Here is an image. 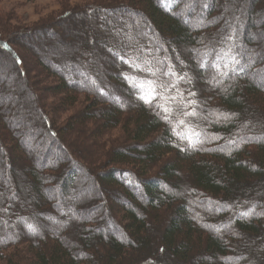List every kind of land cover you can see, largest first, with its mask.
Returning <instances> with one entry per match:
<instances>
[{
	"label": "trees",
	"instance_id": "16d2710c",
	"mask_svg": "<svg viewBox=\"0 0 264 264\" xmlns=\"http://www.w3.org/2000/svg\"><path fill=\"white\" fill-rule=\"evenodd\" d=\"M121 2L124 3L114 0V4L90 7L89 12L98 15L94 20L98 25L106 19L104 12L128 9L137 18L134 22L148 25L134 3L147 5L149 20H152L147 29L155 34L158 28L159 40L151 42L137 32L134 41L138 40L137 45L145 48L151 59L136 52L133 38L117 42L114 35H98L95 41H104L103 48L106 45L107 52L96 45L93 63L79 51L73 56L63 48L59 50L62 54L53 57L51 51L45 52L47 47L31 43L37 49L34 54L42 61L43 68L57 78L61 76V82L50 89L54 93L62 92L60 108H74L59 125L61 130L52 123L50 138H67L66 145L71 147L86 143L84 147L89 151H77L78 155L104 162L107 169L96 172L103 186H118L130 198L118 200L120 203H115L112 210L117 215L119 233L118 230L116 234L103 233L102 214L88 222L86 215L73 209L67 211V215L80 220L79 225H72L78 230L74 234L79 240L75 242L66 238L62 229L38 223L33 214L36 225L33 232H28L30 234L16 228L21 223L15 226L18 234L0 233V264H137L142 254L153 249L156 254L161 251L162 258H176L175 264H264V200L257 199V191L253 196L248 194V189L255 187L252 184L264 179V125L260 122L264 119V81L254 76V68L264 69V64L261 66L260 61L257 63L249 54L256 23L253 13L259 0H252L248 5L247 26L246 22L236 27L224 21L228 22L225 32L208 39L207 45L203 31L208 21L202 23L201 20L209 10L216 12L218 0ZM233 7L230 6L232 15L243 19L240 7ZM107 20L116 27L121 23L116 18ZM134 22L122 25L125 29L132 28V32L143 30L140 26L136 29ZM63 26L72 30L70 25ZM163 32L170 37L169 42L163 39ZM151 43L152 48L145 46ZM166 43L169 46H165ZM223 44L228 47L223 49ZM2 45L1 49H8L5 43ZM100 61L107 67L100 70L97 66ZM210 66H215L218 73L224 69L225 82L219 81L223 86L226 84L225 88H207V78L211 75L204 71ZM156 67L160 72H154ZM60 68H66L67 72L62 75L58 72ZM103 68L112 78L102 75ZM79 75L83 77L81 80ZM78 81H82L81 84ZM120 90L125 92L127 103H123L125 98ZM107 97L112 101H106ZM114 97L119 98L121 104H113ZM176 97L182 103L195 105L205 117L182 113ZM210 104L218 117L208 116L213 113ZM249 114L257 129L251 130L243 124ZM178 117L179 121L183 117L187 123L179 130V140L173 134ZM116 129L121 144L107 150L100 148ZM16 140L13 137V141ZM20 143H17L19 147ZM65 156L55 165L38 163L39 167L49 170L47 174H38L36 165L29 170L35 182L37 207H51L43 183L45 178L59 175ZM74 170L61 185L59 183L66 200L75 184ZM121 177H127V181ZM5 184V179L0 177V187ZM133 185L142 191V196L133 190ZM20 191L22 195L14 197L15 201L10 199L11 205L20 202L19 198L24 201L25 191L23 188ZM58 202L55 201L54 207L57 208ZM61 208L59 205L63 213ZM155 233L160 243L154 244L152 235ZM252 241L254 243L249 244ZM255 257L260 259L258 263L252 262Z\"/></svg>",
	"mask_w": 264,
	"mask_h": 264
},
{
	"label": "rangeland",
	"instance_id": "374dc122",
	"mask_svg": "<svg viewBox=\"0 0 264 264\" xmlns=\"http://www.w3.org/2000/svg\"><path fill=\"white\" fill-rule=\"evenodd\" d=\"M98 1L100 0H0V177L7 182V184L0 187V233L2 234L6 231H10L11 233L16 232L15 234H18L15 229L17 223H21V225L16 226L20 232L26 234L28 232H33L31 230H33L32 228L35 229L36 222L32 219V216L36 214L35 219L38 223L42 222L45 226L51 227V229L52 226H55L57 229L60 228L59 230L62 229L64 235L66 233V238H70L77 242L79 238L74 233H78V230L77 227L74 228L73 226L79 225L80 220L67 215V211L71 212L73 209L76 213L80 212L86 215V219H89L88 222H93L94 216L102 214L103 219L100 226L103 229V233L107 235L117 233L118 229L116 225H119V222L117 215L112 213L114 204L120 203L118 200H130V198L127 197L128 194L122 192V189L118 186L109 188L103 186L99 174L96 172L107 169L106 165L104 166V162L94 161L92 158H90L91 160H87L83 157L85 155H78L77 151H89L84 147L86 143L83 145V142H81L71 147L72 145H66L67 142H65V140L69 141L67 138H63V140L50 138V136H52V123L55 122L54 125L61 130L62 127L59 125L72 114L74 108L73 110H70L67 106L60 108L59 99L61 98L62 92L58 91L54 93V91L50 89L53 88L52 86H56L61 82L59 78L61 76L58 75L57 78L51 74L52 72L43 68L44 65L42 61L34 54L37 52L36 47H32L30 44V40H32L33 43L35 42V44L41 47H47L45 52L48 54L51 51L53 57H58L57 54H62L59 50L63 48L69 50V54L73 56L74 53L79 51L82 56H85L93 63V59L96 58L97 55L95 46L97 45L100 49H104V41H101V39L99 42L95 41V39H99L98 35L100 37L114 35L115 41L118 42L120 39L127 42L128 40L126 38H133V41L136 40L135 38H137L138 32L141 35L143 34L144 37L151 42H153L154 39L159 40L158 28L155 29V34L147 29L148 26H151L150 23H152V20H149L150 15L147 5L142 6V4L134 3V7L142 11L141 14L144 19H146L148 25L141 22H134L137 18L132 15L130 10L117 8V10L115 9L116 11L104 12L106 19L103 20L105 24L102 23V26V24L96 25L97 22L94 20L98 15H93L92 12H89V8L106 6L105 4L110 3L114 4V0ZM118 1L124 3L121 2L122 0ZM251 1L252 0H218L216 12H211V10H209L201 20V22L205 20L208 21V26L205 27L203 31L205 36L203 40L206 45L208 44V39L218 34L222 35L226 30V23L231 22V20L232 26L242 27L245 22V26H247L248 23L245 16L250 8L248 5ZM182 2H185V0H182ZM232 5L234 9L240 7L239 11L243 19H240L238 15H232L233 10L230 8ZM237 5L238 7H235ZM253 17L256 23L254 24V37H251L253 41L250 45L249 54L256 59L257 63L260 61V65L262 66L264 64V0H259L257 3V9H254ZM113 18L120 20L121 23L118 27L113 25L112 21L107 20ZM127 21L134 22L133 26L136 29L138 26L144 28L143 30L140 29L139 31L132 32V28L125 29L122 25ZM224 21L228 22L224 23ZM63 25L72 26V30H68L69 26L66 28ZM94 26H96L95 31L92 30ZM111 28L113 29L110 30ZM163 33V39L169 42L171 40L170 37L165 32ZM226 40L227 38L225 41ZM137 42L138 40L133 43L136 52L144 54L145 57L147 55L151 59V55L146 54L145 48L143 49L141 46H138ZM3 43H5L7 48L12 49V52H8L7 49H1ZM29 44L31 46L27 47ZM145 46L147 48H152L153 44H146ZM165 46H169V44L166 43ZM225 46L227 45L223 44V49ZM139 47H141V49ZM104 50L107 52L106 45ZM183 52H185V50H183ZM101 56L103 57L102 54ZM153 57L152 55V58ZM97 66L101 70L103 66L106 68L107 64L100 61L97 63ZM104 68L102 75L107 78H112ZM254 70H256V72H254L255 78L260 82L264 81V69L254 68ZM58 72L64 75V72L67 71L66 68H60ZM154 72H160V68L156 67ZM204 72L206 75H211V77L207 78L206 83L209 90L226 87V84L223 86V83L219 81L221 79L224 80V69L222 73H218L215 66H210ZM79 77L78 79L80 80L83 78L80 75ZM215 77L218 78L216 82L214 81ZM81 82L82 81H78V84H81ZM226 82L228 83L229 80H226ZM214 85H218V87H214ZM95 93L98 94V92ZM121 93L123 92L121 91ZM117 94L119 97L118 91ZM114 98L113 104L117 106L121 104L118 100L119 98ZM124 98L125 99H122V101H124L123 103H127V98L125 96ZM174 99L182 113L190 114L189 116H198L200 118L205 117L200 109L197 107L195 108V105H189L187 102L182 103V100L177 97ZM105 100L112 101V98L107 97ZM129 100L131 99L129 98ZM76 107L78 108V106ZM210 108V110L214 109L213 104H210ZM54 110H57L56 114L53 113ZM212 112L213 113L208 116L218 117L214 114L215 110ZM54 114L57 115L55 118ZM184 116L183 114V117ZM183 117L180 121L178 117L173 125L175 126L173 127V134L178 140L181 135L179 130L187 125ZM250 117V114L248 117H245L246 121L245 123L243 122V124L251 130L257 129L258 127H253L254 120ZM257 118L259 119L260 117ZM260 122L264 125V119ZM205 125L208 126L207 124ZM60 132L62 133V131ZM57 134L58 133H56V135ZM118 135L119 132L117 129L112 130L107 138V142L103 145L101 144L100 148L107 150L109 147L120 145L121 142ZM13 137L17 138L15 142L13 141ZM18 142L21 147L18 146ZM226 144L229 145L228 142H226ZM63 153H68V156H65V154L63 155ZM84 154L87 155L90 153L84 152ZM64 156L65 161L61 163L62 170L59 172V175L50 179L45 178V183H43L44 188L46 187L44 191L49 197L48 201L52 203L51 207L45 208L44 205L42 207H37L38 202L35 201L37 194L34 190L35 182L29 170H31L33 165H36L38 174H47L49 170L44 169V167H39L38 163H43V165L54 163L53 165H55V163L64 158ZM72 170H74L76 179L73 189L70 190L71 195L66 200L65 196L62 195L63 191L59 187V183L61 185L66 175H69ZM182 176L186 178V173H183ZM121 179L124 182L127 181V177H121ZM188 185L192 186L190 183ZM252 185L255 187L253 189L251 186V189H248V194H252L253 196L257 191V199L263 201L264 179ZM22 188L25 191L24 201L22 202L19 198L20 202L11 205V200H16L14 197L22 195L20 191ZM132 188L135 192H139L136 185H133ZM139 193L142 196V191ZM260 194L262 195L261 197H259ZM49 199H52V201ZM57 200L60 201L58 204L62 206L61 209L63 213L58 209L59 205L57 208L53 205ZM42 209L46 210L41 211ZM29 225H31V227H29ZM111 226L112 228H110ZM157 238H159L157 233L152 235L154 244L160 243ZM253 243V241L249 242V244ZM158 248L159 247H155V249ZM249 250L252 251V248L250 247ZM162 257L161 251H159V254H156L153 249L144 255L142 254V259H140L137 264H175L174 261L176 258ZM259 261L260 259L256 257L254 260L252 259L254 263H258ZM181 264L183 263L181 262Z\"/></svg>",
	"mask_w": 264,
	"mask_h": 264
},
{
	"label": "bare ground",
	"instance_id": "6f19581e",
	"mask_svg": "<svg viewBox=\"0 0 264 264\" xmlns=\"http://www.w3.org/2000/svg\"><path fill=\"white\" fill-rule=\"evenodd\" d=\"M234 21H235V19H234ZM231 22H232V20H231ZM31 43H32V40H30V44H31ZM30 44H29V45H30ZM7 51H8V52H12V49H9V48H8Z\"/></svg>",
	"mask_w": 264,
	"mask_h": 264
},
{
	"label": "snow or ice",
	"instance_id": "6c2138e0",
	"mask_svg": "<svg viewBox=\"0 0 264 264\" xmlns=\"http://www.w3.org/2000/svg\"><path fill=\"white\" fill-rule=\"evenodd\" d=\"M5 47H6V45H5Z\"/></svg>",
	"mask_w": 264,
	"mask_h": 264
}]
</instances>
